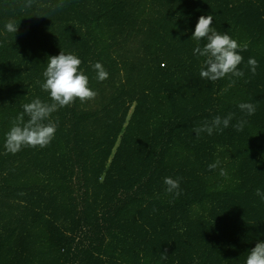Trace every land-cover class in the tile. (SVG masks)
Masks as SVG:
<instances>
[{"label": "trees", "instance_id": "obj_1", "mask_svg": "<svg viewBox=\"0 0 264 264\" xmlns=\"http://www.w3.org/2000/svg\"><path fill=\"white\" fill-rule=\"evenodd\" d=\"M26 2L0 0V264H245L264 241V0ZM201 15L247 45L243 77H200ZM61 51L81 59L95 99L53 113L46 147L6 153L22 105L51 102L37 81ZM230 113L227 129L196 137ZM167 176L182 178L178 198Z\"/></svg>", "mask_w": 264, "mask_h": 264}, {"label": "clouds", "instance_id": "obj_2", "mask_svg": "<svg viewBox=\"0 0 264 264\" xmlns=\"http://www.w3.org/2000/svg\"><path fill=\"white\" fill-rule=\"evenodd\" d=\"M25 8L32 7V0H27ZM63 7V2L57 5ZM212 15H201L195 26L191 39L197 41V46L193 49L194 55L203 57V64L199 75L202 79L215 82L225 77L241 78L245 75L239 65L243 62L242 51L247 50V45H241L227 33L221 34L214 27ZM8 33H16L18 26L15 21L9 20L5 24ZM206 41L203 47L200 41ZM81 59L73 54H65L63 51L59 55L48 58L46 69L43 72L44 82L40 84L42 90L48 92L50 103L41 100L39 97L29 103L22 105L23 111L12 121V126L5 134L4 148L6 153L16 154L25 147H46L54 138L58 121L53 120L52 114L60 108L70 106L78 98L82 103L95 99L97 92L89 87V78L80 70ZM248 67L253 75L256 73L258 62L255 58L248 59ZM97 72V79L104 81L109 73L100 62L92 65ZM234 83V81H231ZM238 108L251 116L255 114L256 105L250 102H240ZM25 116L28 117L25 120ZM234 114L226 117L215 116L210 122H205L200 127H194L196 137L200 138L202 133L211 136L214 132H222L230 126ZM248 123L246 119H240L234 125L237 131H242ZM220 165V160L208 165L209 170H215ZM222 177L228 178L226 169L221 168ZM181 177L164 178L166 193L178 198L182 192L180 188ZM23 195V193H20ZM256 195L264 200V192L256 189ZM168 258L167 252L161 253V260ZM245 264H264V241H258L246 257Z\"/></svg>", "mask_w": 264, "mask_h": 264}]
</instances>
